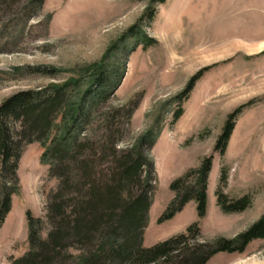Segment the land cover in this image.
<instances>
[{
  "label": "rangeland",
  "instance_id": "obj_1",
  "mask_svg": "<svg viewBox=\"0 0 264 264\" xmlns=\"http://www.w3.org/2000/svg\"><path fill=\"white\" fill-rule=\"evenodd\" d=\"M142 35L155 44L145 49ZM204 68L209 70L182 105L184 114L173 122L178 96ZM102 71H118L111 111L133 110L125 145L160 130L149 151L155 191L146 247L196 222L201 242L234 239L264 216V0H45L38 9L32 0H0V106L22 91L69 81L86 87ZM245 105L221 156L214 151L217 140L229 115ZM42 152L38 143L23 152L19 192L0 232V264L27 252L26 214L44 218L57 188L49 166L41 163ZM208 157L213 163L207 216L199 220L192 201L160 224L175 196L171 183ZM223 168L228 180L221 186ZM219 188L230 200L248 196L250 207L224 213ZM207 264H264V239L243 253H219Z\"/></svg>",
  "mask_w": 264,
  "mask_h": 264
},
{
  "label": "trees",
  "instance_id": "obj_2",
  "mask_svg": "<svg viewBox=\"0 0 264 264\" xmlns=\"http://www.w3.org/2000/svg\"><path fill=\"white\" fill-rule=\"evenodd\" d=\"M44 1L32 0V6L38 9ZM141 42L145 49L155 44L146 35ZM208 70H200L178 96L173 122L182 117L184 101ZM117 74L96 72L86 87L69 81L22 91L0 106V232L19 192L18 170L26 146H41V163L49 166L50 177L58 181L48 196L46 216L36 218L27 212L29 247L10 264H207L219 253H243L252 242L263 240L264 216L234 239L201 242L196 222L182 234L151 247L144 245L155 191L149 151L160 130H150L133 145H125L133 110L109 107L119 85L112 78ZM245 108L229 115L214 149L221 156ZM96 122L98 129H93ZM212 163L213 157L205 158L198 169L171 183L175 196L160 224L174 219L192 201L199 220L207 216ZM221 173L222 186L228 170L223 168ZM217 200L226 214L244 212L251 205L248 196L230 200L222 188Z\"/></svg>",
  "mask_w": 264,
  "mask_h": 264
}]
</instances>
